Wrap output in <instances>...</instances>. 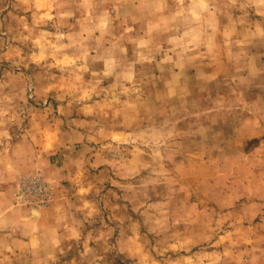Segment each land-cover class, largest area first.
Returning <instances> with one entry per match:
<instances>
[{"label": "rangeland", "instance_id": "374dc122", "mask_svg": "<svg viewBox=\"0 0 264 264\" xmlns=\"http://www.w3.org/2000/svg\"><path fill=\"white\" fill-rule=\"evenodd\" d=\"M261 28L264 0H0V264H264V178L215 136L231 125L216 83L148 99L167 46L191 63L214 35ZM57 142L88 180L68 187L59 233L51 221L23 250L18 210L37 218L57 190L46 170L25 173ZM28 178L46 206L19 200Z\"/></svg>", "mask_w": 264, "mask_h": 264}, {"label": "crops", "instance_id": "0c3cea01", "mask_svg": "<svg viewBox=\"0 0 264 264\" xmlns=\"http://www.w3.org/2000/svg\"><path fill=\"white\" fill-rule=\"evenodd\" d=\"M257 27L255 25L256 29ZM255 31H250L249 34L246 32V36L242 35L241 38L216 34L207 48L208 52L197 46L193 48L194 56L192 54L191 63H184L185 61L180 60L184 56L183 52L177 50L175 55L172 47L167 46L165 51L167 57H162V68L157 71L160 74L167 73L169 77L158 84L160 91L152 93L148 99L161 103L164 99L180 98L186 93L189 86L191 87V82L188 79L194 80L195 76L206 81L207 90H210L215 82L217 92L215 94L210 92V95L220 99L219 104L221 102L225 106V111H228L223 114L228 122H231L229 129H217L215 136L226 139L224 143L226 151L245 155L240 165L244 167L249 164L246 167L261 170L260 174L264 178V29ZM238 35L241 36V34ZM227 36L228 40H226ZM197 44L200 47V43ZM197 48L200 51L197 52ZM169 62L173 63V67H169ZM186 77L188 81L185 79ZM169 78L174 81L178 78V81L171 84ZM155 95L156 98H153ZM229 97H236L237 104L236 102L231 103L228 100ZM227 102L232 105L236 104L238 110L232 107L229 112ZM83 135L89 136V133L86 132ZM252 142H255L257 146L247 149L246 147ZM60 145H64V143L57 142L56 146L43 145V149L39 151L42 156V161L40 159L38 162L40 168L36 166L37 172L33 170L30 174L25 173V175H41L42 172L38 173V169L46 170L47 179L57 186V190L53 205L40 213L37 218H30L28 212L23 208L18 210V213L23 215L22 228L19 230L21 233L19 235L23 240V250L38 249L36 243L42 239L43 233L48 232L51 221H57L58 224L53 227H57L58 230L54 232L59 233L62 223L66 225V215L68 216L70 213L71 200L74 198V195L68 191V187L75 188L76 185L79 189H75L80 191V188L84 187V180L89 175L87 168L77 170L69 167L66 163V156L62 157L65 152L61 150L68 146L58 148ZM54 154H57L61 159L58 163L52 164L49 158ZM33 157L32 164H35L38 160L37 157H40L37 150H34ZM96 162H100V159Z\"/></svg>", "mask_w": 264, "mask_h": 264}, {"label": "built area", "instance_id": "2783aa9c", "mask_svg": "<svg viewBox=\"0 0 264 264\" xmlns=\"http://www.w3.org/2000/svg\"><path fill=\"white\" fill-rule=\"evenodd\" d=\"M43 190L41 188V180L38 178L24 179L20 183L19 200L22 202H30V205H36L35 207L45 205L49 202V197H41ZM31 197L40 198L37 202L32 203Z\"/></svg>", "mask_w": 264, "mask_h": 264}]
</instances>
